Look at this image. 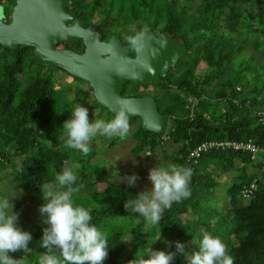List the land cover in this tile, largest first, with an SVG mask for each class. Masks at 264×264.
<instances>
[{
	"label": "trees",
	"instance_id": "1",
	"mask_svg": "<svg viewBox=\"0 0 264 264\" xmlns=\"http://www.w3.org/2000/svg\"><path fill=\"white\" fill-rule=\"evenodd\" d=\"M72 1L70 11L75 16L104 30L108 38L120 36L129 47L128 37L145 28L147 32L167 33L188 45L186 56L155 86L153 97L160 112L171 116L166 134L145 132L141 118H134L129 120L134 130L130 129L127 137L136 141L134 153L147 152V159L164 140L178 144L179 149L165 160L192 170L191 195L174 202L157 224H146L139 214L127 212L124 202L139 191L127 185L115 186L110 179L112 172L94 162L119 142L97 134L89 143L88 155L64 146L61 127L75 106L87 107L86 99L93 93L89 84L61 69L43 67L36 60L34 48L21 46L14 51L0 45V172L10 167L5 179L13 178L17 194L22 192L21 197L41 205L40 184L55 183L57 173L71 168L80 188L73 193L74 204L89 210L92 223L108 238L110 249L104 264H126L136 252L146 254L152 248L175 252V244L169 247L167 242L185 243L191 252L202 228L227 240L234 264H264V20L253 22L246 14L247 6H264V0ZM233 28L245 30L237 41L225 34ZM246 45L252 46L257 56L236 66ZM180 71L182 74H177ZM57 73L70 77L72 83L65 88L57 82ZM73 84L74 88H69ZM173 86L178 91L172 92ZM126 89V96H145L137 94L139 87L131 83ZM71 92L74 96L68 98ZM87 108L92 120L105 114V121L114 117L96 99ZM213 141H252L259 151L212 150L196 164L188 161L193 149ZM10 150L14 156L24 157L18 165L9 162ZM98 161L104 162L103 156ZM238 163L242 166L239 169ZM211 165L215 167L209 170ZM217 170L238 172L228 186L232 211L227 223L220 219L221 208L207 202L220 185L213 175ZM253 181L258 188L253 198L242 204V189ZM103 184L106 189L100 193L98 187ZM14 203V210L19 212V201ZM45 226L41 221L33 228L22 227L33 235L30 250L9 255L23 258V264H38L46 251L38 243ZM172 264L185 262L178 254Z\"/></svg>",
	"mask_w": 264,
	"mask_h": 264
},
{
	"label": "clouds",
	"instance_id": "2",
	"mask_svg": "<svg viewBox=\"0 0 264 264\" xmlns=\"http://www.w3.org/2000/svg\"><path fill=\"white\" fill-rule=\"evenodd\" d=\"M144 31L147 32V28ZM128 42L137 51L143 46L140 35H130ZM117 103L121 107L108 121L90 120L87 107L75 106L61 127L64 130V146L88 155L91 151L89 142L97 134L108 138L127 137L130 123L123 107L126 102L118 99ZM191 176L192 170L186 166L175 163H168L166 166L158 164L149 170L151 187L139 191L133 199H127L124 208L127 212L142 216L146 224H157L163 218L165 210L171 208L174 202H180L191 195ZM122 179L128 188H133L139 177L132 174ZM76 181L74 171L65 167L56 174L55 183L40 184L44 203L39 206L38 211L46 226L42 229L38 243L46 251L41 253L38 264H104L108 258L110 247L106 234L92 223L93 217L89 210L74 204L73 193L80 190ZM14 198L0 199V264H23V258L15 259L9 253L28 252V245L33 240L32 233L18 224L20 214L14 211ZM200 235L196 248L191 252L185 243L167 242L169 247L172 243L175 244V252L152 248L146 254L136 252L134 258L126 264H172L178 254L185 264H234V258L219 237L203 228Z\"/></svg>",
	"mask_w": 264,
	"mask_h": 264
},
{
	"label": "water",
	"instance_id": "3",
	"mask_svg": "<svg viewBox=\"0 0 264 264\" xmlns=\"http://www.w3.org/2000/svg\"><path fill=\"white\" fill-rule=\"evenodd\" d=\"M72 0H17L11 21L5 15L8 1L0 6V45L10 50L21 46L34 48L40 65L52 71L59 69L87 82L97 103L115 115L123 100L128 119L141 118L142 128L164 136L170 115L162 114L155 97L124 96L125 86H158L171 69L188 53V45L167 33L137 31L142 47L128 48L118 35L107 40V34L96 25L86 26L83 18H75L67 10ZM85 50L77 53L59 49L69 43Z\"/></svg>",
	"mask_w": 264,
	"mask_h": 264
},
{
	"label": "rangeland",
	"instance_id": "4",
	"mask_svg": "<svg viewBox=\"0 0 264 264\" xmlns=\"http://www.w3.org/2000/svg\"><path fill=\"white\" fill-rule=\"evenodd\" d=\"M11 9V8H10ZM10 11V10H9ZM247 15L250 17V19L253 22H257L259 18L261 20H264V6H257L254 8H250L249 6L246 7ZM245 33V30L241 28H233V29H227L225 31V34L227 37L233 38L235 41L240 39V36ZM254 50L252 46H245V50L241 52V54L238 56L236 59V66L237 63L240 61H245L247 58L250 57H255L257 56V51ZM177 74H182V71L178 72ZM57 82H61L64 84L65 88L67 87V84L72 83V79L70 77L65 76L62 73H57ZM62 80V81H61ZM74 84L69 87V88H74ZM84 90L86 89V86H82ZM136 87V86H135ZM172 92L178 91L176 87H170ZM127 92H131L130 89H126ZM137 94H143V95H155L157 93V90L155 86H147V87H142L140 86L138 89ZM161 94V92H160ZM74 92H71L68 94V98H73ZM95 101L93 93H91L88 96V99H86V105L87 107H91L93 105V102ZM61 110V108H59ZM97 113H99L97 111ZM91 114L94 116L96 115V112H91ZM105 117H108L104 115L101 116V118L97 117L94 119H103L105 120ZM92 118V117H91ZM93 119V120H94ZM112 119V118H111ZM171 119V116H170ZM92 120V119H90ZM171 125V122L169 121V127ZM168 127V128H169ZM131 131L134 130L133 126L130 127ZM96 137V136H95ZM110 142L112 140H117L119 143L115 149H112L110 152L107 151L104 153V155H100L99 157L94 160V162L98 163L99 167H105L107 170H110L112 172L111 175V183L114 184L115 186H120V185H127L123 181V177L126 175H132L136 174L139 177V180L136 184L135 188L138 191L145 190L146 188L151 187V183L148 180V174L149 170L158 164L162 166H166L169 161L165 160V156H171L174 154L178 149L179 145L174 144L173 142L169 140H164L163 144L161 145L160 148H158L155 153L152 154V156L147 159V152H143L141 154H136L133 151V148L135 147L136 141L132 137H125L121 139L118 136H113L108 139ZM91 142V141H90ZM89 142V143H90ZM13 154V156H12ZM9 162H13L15 164H19L24 157L21 156H14L13 151L10 150V155H9ZM101 156H103V161H98L101 159ZM238 169L241 168V164L238 163ZM9 167V166H7ZM215 166L211 165L209 170L213 169ZM10 168V167H9ZM9 168H4L2 172H0V199H9L12 200L14 197V202L19 201V221L18 224L21 227H24L25 225L33 228L35 225H38L42 219L40 216V213L38 211L40 203L37 201H34L33 199H30L29 197H21L22 195L17 194L15 192V189L18 190V185L17 182L13 179H5L6 173H8L10 170ZM112 169H115V172H113ZM122 171V172H121ZM214 177L216 178V181L220 184L212 194L209 196L210 198L207 199V202L210 203L212 206L220 209V219L225 220L224 223L228 222V215L229 212L232 211V207L229 204V196H228V186L232 183V181L235 179V177L238 175L237 170L234 171H228L226 173L219 172V170L214 171L213 173ZM14 180V181H13ZM106 189V185L103 184L98 187V191L100 193L104 192ZM117 190V188H116ZM119 192V189H118ZM242 204L245 203L247 200H242ZM15 211V210H14ZM222 211V212H221ZM185 218V216H184ZM226 218V219H225ZM227 246V240L226 239H221Z\"/></svg>",
	"mask_w": 264,
	"mask_h": 264
},
{
	"label": "built area",
	"instance_id": "5",
	"mask_svg": "<svg viewBox=\"0 0 264 264\" xmlns=\"http://www.w3.org/2000/svg\"><path fill=\"white\" fill-rule=\"evenodd\" d=\"M212 150H231L235 152H251L257 154L259 149L252 141H223V142H207L202 143L197 148L193 149L188 156V161L194 164L198 163L204 154ZM258 186L256 182H252L250 185H245L242 189L241 195L245 200L253 198Z\"/></svg>",
	"mask_w": 264,
	"mask_h": 264
},
{
	"label": "flooded vegetation",
	"instance_id": "6",
	"mask_svg": "<svg viewBox=\"0 0 264 264\" xmlns=\"http://www.w3.org/2000/svg\"><path fill=\"white\" fill-rule=\"evenodd\" d=\"M8 1V7L5 9V15L10 19V21H11V13H12V11H13V8H14V6H15V4H16V1L17 0H7ZM5 3V0H0V6L1 5H3ZM10 9V11L8 12L7 11V9ZM71 8V7H70ZM70 8L67 10L69 13H73L72 11H70ZM74 15H75V13H73ZM75 18H79V17H77V16H75ZM85 24H86V22H85ZM86 26H89L88 24H86ZM102 30V29H101ZM103 32H104V30H102ZM106 33V32H105ZM111 37V36H110ZM109 37V38H110ZM108 37H107V40L109 39ZM126 46H127V48H128V52H129V55H131V56H134V52L132 51L131 52V47H129L127 44H126ZM59 49H65V50H72V51H75V52H77V53H83L84 52V50H85V47H84V45H83V43L81 42L78 46H73V45H71V44H69V43H64V44H61V45H59V47H58ZM128 85V84H127ZM126 85V86H127ZM126 86H125V89H126ZM143 87V86H142ZM125 91V90H124ZM124 96H126L125 94H124ZM126 97H128V96H126ZM132 97H134V96H132Z\"/></svg>",
	"mask_w": 264,
	"mask_h": 264
}]
</instances>
